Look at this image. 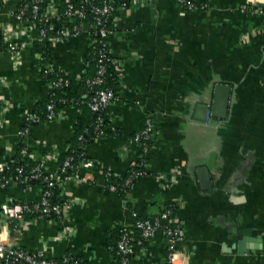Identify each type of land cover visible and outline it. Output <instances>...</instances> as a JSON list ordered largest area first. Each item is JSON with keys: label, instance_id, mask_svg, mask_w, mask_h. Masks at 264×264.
I'll return each instance as SVG.
<instances>
[{"label": "crops", "instance_id": "crops-1", "mask_svg": "<svg viewBox=\"0 0 264 264\" xmlns=\"http://www.w3.org/2000/svg\"><path fill=\"white\" fill-rule=\"evenodd\" d=\"M30 1L0 0L7 46L0 51V105H9L0 122V163L13 160L23 145L22 163L42 164L52 173L84 113L65 108L56 120L18 138L25 115L49 94L41 78L46 62L34 47L47 43L52 69L74 89L85 72L89 26L67 39L42 40L36 22L12 15ZM38 1L41 15L60 8V0ZM188 1L206 7L186 12L171 0H111L115 30L106 45L118 91L105 114L111 132L88 146L92 167H79L70 181H59L58 199L67 204L61 220L25 219L14 231L0 216L8 245L47 258L71 255L89 264H116L108 247L122 231H134L131 213L147 218L172 206L184 231L179 249L190 264H264V0ZM73 25L65 22L62 30ZM8 44L16 51L9 52ZM218 86L229 89L222 119L210 115ZM147 115L154 135L145 175L123 196L106 193L107 173L124 178L137 166L133 137ZM206 173L203 184L199 176ZM8 180L0 189V206L33 203L42 192L39 183L24 189L12 175ZM245 231L249 241L238 254L236 243ZM165 262L161 234L129 259V264Z\"/></svg>", "mask_w": 264, "mask_h": 264}, {"label": "built area", "instance_id": "built-area-1", "mask_svg": "<svg viewBox=\"0 0 264 264\" xmlns=\"http://www.w3.org/2000/svg\"><path fill=\"white\" fill-rule=\"evenodd\" d=\"M155 1V0H150ZM177 3L183 11L193 12L205 9V4H197L188 0H171ZM1 4V3H0ZM60 5L63 6V12L59 13V8L50 7L48 12L44 15L40 14V1L31 0L29 3L23 4L21 10L15 15H12L21 21L25 12L29 9L32 14V19L38 24L39 34L42 40L49 41L50 43L59 39H67L72 36H77L81 32V26L86 21L89 15H91L93 21V38L90 42L94 46L96 43L99 48V55L97 60V72L92 80L88 81V87L92 90L94 87H99L104 84L106 66L105 62H112L111 54L107 48V38L113 33L111 29L107 27V19L111 17L114 5L108 0H103L100 5L95 4V0H60ZM59 5V6H60ZM253 12L262 14V11L255 8ZM67 17L72 22H77L78 25H74L69 30L53 31L50 22L53 19H59V17ZM95 37V39H94ZM8 51L15 52L16 47L12 44H8ZM44 58V57H43ZM44 60V59H43ZM49 71H52L50 66ZM47 67H44L42 71H46ZM68 81L61 76L58 77L51 84V88H59L61 86H68ZM118 97H115L114 93L108 89L95 90L93 95L87 101V107L91 112L96 114L95 119V140L102 138V132H99V128L102 126L105 120V114L108 107ZM9 109V105H0V122L2 114ZM62 110H57L53 102H49L46 106V112L43 116H40L37 112L31 111L25 115L24 128L19 132L18 138L24 140L31 127L40 123H49L56 120ZM154 135V126L150 116H146L143 121V126L138 133L133 137V142L136 145L140 158L142 160L141 166L146 163L147 155L151 146V139ZM81 142L84 138L79 137ZM24 154V150L21 151ZM13 160H7L0 163V189H4L9 182V177L6 173L11 169ZM93 163L88 160L82 162L79 166L75 167L73 159L71 157L66 158L62 164L57 168L55 172L46 173L43 170L42 164L35 165L29 172H25L22 166L14 168L15 175H12L15 181L24 189L27 188L29 181H40L42 186V192L39 196V200L33 203H14L7 201L0 206V216L6 219L11 224L12 230L17 231L20 224L25 220L26 215H35L38 219L43 220H61L65 211L67 210V204L60 202L58 204H51L50 197L52 195L53 188L59 183V181H70L74 170L79 167L89 168ZM110 173L106 174L107 176ZM145 173L139 170H131L130 174L126 178L125 185L129 186L136 177H143ZM110 193H115L117 187L114 185L104 186ZM174 208L166 207L158 214L141 218L137 213L132 212L131 216L134 219V231H122L118 236L115 244L116 255L120 257V264H129V259L135 254L136 250L142 251L145 248L147 242L157 234H161L166 241V262L165 264H190L180 249L179 244L184 241V231L182 227L174 221ZM109 251L111 249H108ZM0 264H80L71 255L62 257L58 262L53 258H47L39 252H27L14 245H8L6 239V230L0 232Z\"/></svg>", "mask_w": 264, "mask_h": 264}, {"label": "trees", "instance_id": "trees-1", "mask_svg": "<svg viewBox=\"0 0 264 264\" xmlns=\"http://www.w3.org/2000/svg\"><path fill=\"white\" fill-rule=\"evenodd\" d=\"M103 0H95V4L96 5H100L102 3ZM109 2H111V0H108ZM28 3V2H26ZM23 4H25L24 2L19 4V7L17 9V13L21 10ZM63 6L60 5L59 8V13L63 12ZM15 13V15L17 14ZM14 15V17H15ZM24 20H28V22H34L32 19V14L30 12V10L28 9L25 14H24ZM65 22H70V20L67 17L61 16L59 17V19H53L49 24L50 26H52L53 31H62L63 29V24ZM107 27L108 29H111L112 32H114V26L112 24V20L111 17L107 19ZM74 25H78V23L75 21L73 22ZM84 24H88L89 26V30H88V36L89 39L91 40V38H93V21L91 18V15L88 16V18L86 19V21L82 24V26ZM73 25V26H74ZM72 26V27H73ZM95 39V37H94ZM7 46L5 44H3V39H2V34L0 32V51L6 49ZM99 48L100 46H97V44L95 43L94 46L90 43L89 49L84 57V68H85V72L83 73V75L80 77V81H79V85L78 87L71 89L70 88V82L69 80L60 72H57L55 70L49 71L50 66H51V61L48 58V45L47 43L41 41L38 42L34 49L36 52L40 53L41 55L44 56L46 65L45 67H47L46 71H42L41 72V78H42V82L49 88V94L47 96V98L41 102L40 104L37 105V107L35 108V112H37L40 116H43L46 112V106L49 102H53L56 106V109L58 110H63L65 108L68 107H76L78 109H81L84 113V117H81V119H79V121L76 123V125L74 126V138H73V143L69 146L67 152L65 153V155L63 156V158L61 159V163L59 164V166L62 164V162L68 158L71 157L73 159V164L75 165V167L79 166L82 162L84 161H88V157H87V148L88 146L95 141V119H96V114H94L93 112H91L89 110V108L87 107V101L88 99L93 95L95 90H101V89H108L110 91H112L115 95V97H118V91H117V85L116 82L114 80V60L112 59V62H105V66H106V71H105V80H104V84L102 86L99 87H94L92 90L88 87V81L92 80L97 72V60H98V55H99ZM61 76L63 79L68 81V86H61L59 88H51V84L58 79V77ZM108 110V109H107ZM106 110V111H107ZM105 116V115H104ZM99 132H102V137L106 136L108 133L111 132V130L108 127V124L106 123V121L104 120V123L102 124V126L99 128ZM83 137L84 141L81 142L79 140V137ZM23 148V145H20L18 147V150L16 151V154L14 156L13 159V163L11 166V169L9 171H7L6 175L7 177H9L10 175H15L14 172V168L17 166H22L25 170V172H29L34 166L30 167V166H26L24 163H22L20 161V154H19V149L21 150ZM142 160L140 158L139 155V159H138V163L137 166H133L131 170H139V171H143L144 173L145 170L143 169V166H141ZM131 170L127 173V175L124 178H115L111 173L109 176H107V181H106V186L109 185H114L117 187V190L115 192V194H117L118 196H123L130 188H132L135 183L141 179L142 177H135L133 179V182L131 183V185L126 186L125 185V181L126 178L128 177V175L130 174ZM36 182L39 183L41 185L40 181H29L27 184V187L30 186L31 183ZM59 184V183H58ZM58 184L53 188L52 190V195L50 197V203L51 204H58L61 201L58 199ZM43 186V185H41ZM104 191L106 193H110L109 190L107 188L104 189ZM39 200V197L37 199V201ZM35 201V202H37ZM175 210V209H174ZM32 218H36L35 215H26L25 219H32ZM49 220V219H47ZM108 249H111L109 252H111L113 254V256L116 259V264H120V257L116 255V250H115V244L113 246H109ZM69 256V255H66ZM73 257V256H72ZM61 259V258H60ZM60 259H54V261L58 262ZM73 259H75L78 263L80 264H89V263H85L83 261H81L79 258L73 257Z\"/></svg>", "mask_w": 264, "mask_h": 264}, {"label": "water", "instance_id": "water-1", "mask_svg": "<svg viewBox=\"0 0 264 264\" xmlns=\"http://www.w3.org/2000/svg\"><path fill=\"white\" fill-rule=\"evenodd\" d=\"M87 27V25H86ZM85 27V28H86ZM228 100H229V89L228 87H223V86H218L216 88L215 92V98L213 100V105L211 108L210 115L215 117V118H220L222 119L225 116V113L227 112V107H228ZM205 112H208L207 107H203ZM209 168H206V171H208ZM200 177V182L203 183L202 180H204V183L207 182V173L205 176ZM205 178V179H204ZM203 183V184H204ZM249 235L248 231L243 232L242 238L237 241V253L238 254H243L245 253V243L249 241L248 238H246Z\"/></svg>", "mask_w": 264, "mask_h": 264}]
</instances>
